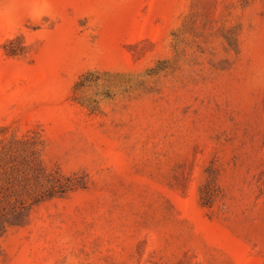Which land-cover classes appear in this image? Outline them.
<instances>
[{"label": "rangeland", "instance_id": "374dc122", "mask_svg": "<svg viewBox=\"0 0 264 264\" xmlns=\"http://www.w3.org/2000/svg\"><path fill=\"white\" fill-rule=\"evenodd\" d=\"M0 264H264V0H0Z\"/></svg>", "mask_w": 264, "mask_h": 264}, {"label": "trees", "instance_id": "16d2710c", "mask_svg": "<svg viewBox=\"0 0 264 264\" xmlns=\"http://www.w3.org/2000/svg\"><path fill=\"white\" fill-rule=\"evenodd\" d=\"M52 194H49V196H51ZM18 213H20V212H17V213H15L13 216H15L16 214H18Z\"/></svg>", "mask_w": 264, "mask_h": 264}]
</instances>
